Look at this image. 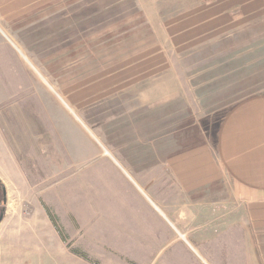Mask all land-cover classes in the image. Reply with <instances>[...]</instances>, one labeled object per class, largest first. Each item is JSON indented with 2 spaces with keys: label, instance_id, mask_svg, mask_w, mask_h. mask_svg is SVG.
I'll list each match as a JSON object with an SVG mask.
<instances>
[{
  "label": "rangeland",
  "instance_id": "obj_1",
  "mask_svg": "<svg viewBox=\"0 0 264 264\" xmlns=\"http://www.w3.org/2000/svg\"><path fill=\"white\" fill-rule=\"evenodd\" d=\"M255 94L264 0H0V264H264L175 173Z\"/></svg>",
  "mask_w": 264,
  "mask_h": 264
},
{
  "label": "crops",
  "instance_id": "obj_2",
  "mask_svg": "<svg viewBox=\"0 0 264 264\" xmlns=\"http://www.w3.org/2000/svg\"><path fill=\"white\" fill-rule=\"evenodd\" d=\"M176 169L186 196L198 194L206 207H242L250 223L264 225V94L229 108L217 125L213 148H202L196 162ZM187 201L193 205V199Z\"/></svg>",
  "mask_w": 264,
  "mask_h": 264
},
{
  "label": "trees",
  "instance_id": "obj_3",
  "mask_svg": "<svg viewBox=\"0 0 264 264\" xmlns=\"http://www.w3.org/2000/svg\"><path fill=\"white\" fill-rule=\"evenodd\" d=\"M49 219L53 227L55 228L56 232L58 233V235L61 237V239H63V233L61 229L59 228V226L57 225L55 218L51 214H49Z\"/></svg>",
  "mask_w": 264,
  "mask_h": 264
}]
</instances>
